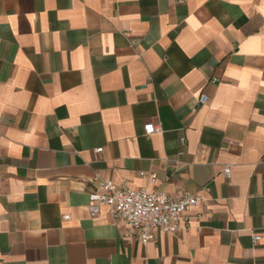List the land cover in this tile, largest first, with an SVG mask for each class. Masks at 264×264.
I'll list each match as a JSON object with an SVG mask.
<instances>
[{
  "label": "crops",
  "instance_id": "0c3cea01",
  "mask_svg": "<svg viewBox=\"0 0 264 264\" xmlns=\"http://www.w3.org/2000/svg\"><path fill=\"white\" fill-rule=\"evenodd\" d=\"M100 180L202 200L144 244ZM0 264H264V0H0Z\"/></svg>",
  "mask_w": 264,
  "mask_h": 264
},
{
  "label": "built area",
  "instance_id": "2783aa9c",
  "mask_svg": "<svg viewBox=\"0 0 264 264\" xmlns=\"http://www.w3.org/2000/svg\"><path fill=\"white\" fill-rule=\"evenodd\" d=\"M185 0H178L179 3ZM209 97L203 94L199 102L206 104ZM147 135L154 134L158 128L154 124L145 126ZM185 140L182 139V144ZM102 148L97 152L101 153ZM230 177L231 166L224 170ZM202 200L197 195L179 192L169 195L147 190H134L127 184L117 185L111 181L100 180L97 189L89 195L88 210L91 218L100 215L101 208L109 207L116 219L124 224V237L139 240L144 244L154 241V231L179 234L189 230L192 219L188 213ZM69 216H65L68 219ZM260 240L259 236L254 237Z\"/></svg>",
  "mask_w": 264,
  "mask_h": 264
}]
</instances>
